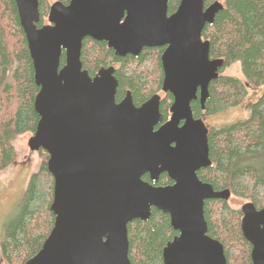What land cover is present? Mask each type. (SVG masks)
<instances>
[{
    "label": "water",
    "instance_id": "95a60500",
    "mask_svg": "<svg viewBox=\"0 0 264 264\" xmlns=\"http://www.w3.org/2000/svg\"><path fill=\"white\" fill-rule=\"evenodd\" d=\"M168 1H55L47 23L37 27L38 0H14L38 87L39 119L27 146L47 153L53 178V226L24 264H132L127 225L146 221L152 208L167 214L178 233L163 247L162 264H226L222 244L207 235L203 206L227 201L230 192L197 176L211 164L208 127L190 107L199 89L204 109L223 65L209 57V42L201 38L222 4L180 0L168 15ZM85 38L105 42L120 57L164 47L161 90L173 97L168 119L158 94L139 106L130 92L116 102L114 68L101 67L92 77L82 68ZM161 174L172 184L156 185ZM240 211L251 264H264V208L245 202Z\"/></svg>",
    "mask_w": 264,
    "mask_h": 264
},
{
    "label": "trees",
    "instance_id": "16d2710c",
    "mask_svg": "<svg viewBox=\"0 0 264 264\" xmlns=\"http://www.w3.org/2000/svg\"><path fill=\"white\" fill-rule=\"evenodd\" d=\"M68 4L70 0H54ZM222 4L212 24L201 32L209 42V57L222 59L216 79L208 86V98L201 109L191 106L193 116L202 118L244 105L248 116L219 127H208L210 166L197 172L198 178L215 191L228 189L230 196L264 208V92L253 102L247 100V87L264 85V0H204ZM179 0L168 1V13ZM40 27L48 14L50 0H38ZM160 48L143 47L137 56L120 57L106 43L85 38L80 60L82 68L92 77L101 67L112 66L117 80L115 100L126 91L135 106L156 94L161 87ZM238 63L243 80L222 75L225 68ZM64 64L61 55L60 66ZM38 91L24 33L19 24L14 0H0V172L15 158L12 141L20 135L33 134L38 115L33 99ZM167 95L160 103L163 119L169 116ZM38 170L27 181L16 215L6 224L0 242V261L24 264L41 248L48 236L54 216L50 211L53 178L48 173L47 153ZM148 180L147 175L142 177ZM161 174L158 185H169ZM207 235L218 240L226 264H251V245L240 229L241 211L232 209L227 201L210 199L204 202ZM177 232L167 214L152 208L146 221L134 220L127 225L128 258L132 264H162V249Z\"/></svg>",
    "mask_w": 264,
    "mask_h": 264
},
{
    "label": "rangeland",
    "instance_id": "374dc122",
    "mask_svg": "<svg viewBox=\"0 0 264 264\" xmlns=\"http://www.w3.org/2000/svg\"><path fill=\"white\" fill-rule=\"evenodd\" d=\"M53 2L55 1L50 0V5ZM44 19V24H46L47 16ZM222 75H229L243 80L238 63H233L225 68ZM247 90V97L249 101L253 102L256 97L264 92V85L256 88L248 86ZM247 116L248 111L245 106L239 105L214 115L205 116L204 123L207 127H219L244 119ZM32 135L33 134L26 133L17 136L12 141L15 151L14 161L5 170L0 172V242L6 224L18 211L19 203L30 175L38 170L44 158L40 150H29L27 141ZM245 202L247 201L235 196H230L227 200L229 207L232 209H240L241 205Z\"/></svg>",
    "mask_w": 264,
    "mask_h": 264
},
{
    "label": "flooded vegetation",
    "instance_id": "af4514ba",
    "mask_svg": "<svg viewBox=\"0 0 264 264\" xmlns=\"http://www.w3.org/2000/svg\"><path fill=\"white\" fill-rule=\"evenodd\" d=\"M179 1H180V0H179ZM178 4H179V2L177 3L175 9H174L172 12L168 13V15H170L171 13H173V12L176 10ZM155 48H157V47H155ZM160 49H161V52H160V56H161V54H162V52H163V50H164V47H160ZM159 59H160V57H159ZM160 66H161V62H160ZM161 71H162V67H161ZM162 79H163V71H162ZM161 85H162V81H161ZM127 92H129V91H126L125 94L123 95V97H121L118 101H116V100H115V101H116V102L121 101V100L125 97V95H126ZM156 94H158V95L161 97V99H160V103H161V101H162L164 98H166L167 95H169V96H170V100H169L170 103H169V106L171 105V103H172V101H173V97H172L171 94H169V93H164V92L161 90V87H160V91L157 92ZM195 94H196V98L190 102V107H191L192 105H194L196 102H197V105L199 104V106H200V102H199V96H200L199 89H197V91H196ZM153 95H154V94H153ZM131 97H132V96H131ZM258 97H259V96H258ZM258 97H256V99H257ZM256 99H255V100H256ZM247 100H249L248 97H247ZM142 103H143V102H142ZM138 106H139V105H138ZM200 108H201V106H200ZM168 110H169V109H168ZM168 113H169V111H168ZM168 117H169V116H168ZM167 119H168V118H167ZM202 119H203V121L205 122L204 117H202ZM147 177H148V175H147ZM146 181H149V177H148V180H146ZM171 184H172V182H171ZM156 185H158V182H157ZM169 185H170V184H169ZM158 186H160V185H158ZM165 186H166V185H165ZM241 214H242V213H241ZM177 234H178V233H177Z\"/></svg>",
    "mask_w": 264,
    "mask_h": 264
}]
</instances>
